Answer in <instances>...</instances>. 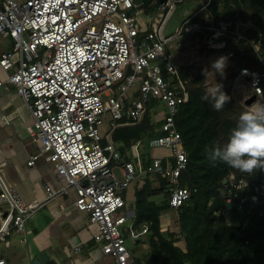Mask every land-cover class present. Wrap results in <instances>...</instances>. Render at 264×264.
Instances as JSON below:
<instances>
[{"label":"built area","instance_id":"obj_1","mask_svg":"<svg viewBox=\"0 0 264 264\" xmlns=\"http://www.w3.org/2000/svg\"><path fill=\"white\" fill-rule=\"evenodd\" d=\"M185 1L0 0V36L12 41L10 50L0 51V69L7 74L0 79V95L12 86L31 116L32 124L26 130L39 144V152L29 158L27 166L44 158L60 185L56 191L45 188L44 202L26 203L0 174V204L6 207L0 244L13 233L24 236L28 217L72 191L73 206L93 227L91 241L100 245L101 256L109 259L107 264H135L125 235L135 244L147 235L148 228H134L135 211L129 209L122 193L133 181L142 185L146 175L158 176L168 185L170 211L159 219L160 230H169L170 214L197 191L179 181L187 155L175 119L180 106L188 102L189 92L188 82L175 64L173 43L180 47L182 40L190 39L194 44L187 45L185 52L193 59L200 46L223 51L227 40H243L240 30L253 27L250 22L237 23L233 29L227 22L215 25L208 11L211 0H198L197 9L186 13L176 32L165 36L168 20ZM139 15L146 20L145 29L137 21ZM253 50L261 69H240L231 86L232 98L245 111L264 97L260 43ZM137 85L138 92L131 94ZM213 85L205 79V93ZM252 98L253 103L247 105ZM153 101L151 107L162 106L165 112L154 135L146 137L148 146L169 149L171 155L151 158L143 168L144 138L135 141L129 152L132 160L127 161L115 149L111 135L124 118L130 125H139ZM104 117L109 130L102 136ZM114 169L119 170L120 179ZM225 184V203L234 205L245 180L231 176ZM25 242L24 237L20 239ZM78 252L75 247L71 255ZM0 264H6L2 257ZM64 264L77 263L70 256Z\"/></svg>","mask_w":264,"mask_h":264},{"label":"trees","instance_id":"obj_2","mask_svg":"<svg viewBox=\"0 0 264 264\" xmlns=\"http://www.w3.org/2000/svg\"><path fill=\"white\" fill-rule=\"evenodd\" d=\"M257 3V10H251ZM252 11L248 16L246 11ZM208 11L213 24L250 22L253 27L242 28L243 40L226 41L223 51H207L199 47V53L227 57L229 67L221 78L222 91L230 99L219 111L211 98L205 101L202 84L208 75L205 67H179L182 79L188 82L189 100L180 106L175 119L183 148L187 155L186 169L179 178L183 187L196 188V193L177 211V217L166 232L160 230V216L170 211L168 185L158 176L146 175L143 184H137L134 192L135 229L146 225L147 255L135 258L144 264H264V169L245 173L220 161L208 158L207 148L228 142L230 132L236 127L239 116L245 112L234 102L232 82L240 69H261L253 47L260 43V55L264 58V0H211ZM237 41V42H236ZM166 79L167 76L163 74ZM264 92V78L262 80ZM154 101L147 105L149 109ZM124 118L111 135V142L124 160L137 139L151 137L159 124H151L148 116L135 126ZM146 157V156H145ZM150 158L142 160L146 168ZM231 176L243 178L245 186L239 200L227 209L224 197V180ZM162 194L165 200L155 202L153 195ZM242 201V202H241ZM141 239V238H140ZM138 239L140 242L141 240Z\"/></svg>","mask_w":264,"mask_h":264},{"label":"crops","instance_id":"obj_3","mask_svg":"<svg viewBox=\"0 0 264 264\" xmlns=\"http://www.w3.org/2000/svg\"><path fill=\"white\" fill-rule=\"evenodd\" d=\"M4 40L6 39L0 41L1 52L10 50L12 46L11 40ZM6 76L7 74L0 69V79L3 80ZM5 120L8 121V124L5 123ZM31 124L32 119L26 105L17 96L15 89L10 86L8 91L0 95V174L6 184L15 188L26 203H41L46 197V187L56 191L60 185L50 164L44 158H40L31 167L27 166L29 158L39 152V144L33 142L26 130ZM74 197V193L71 191L35 211L44 227L36 237V244L31 247V261L35 260L39 254L46 252L51 259L63 264L70 256L73 257L71 252L75 247H78L79 252L74 255L88 249L89 255L85 260L73 258L77 264H87L91 260L96 264H99L100 261L104 264L108 263L109 259L101 256L100 245L91 241L94 229L92 227V230H88V227L91 226L88 224L87 217L75 210ZM5 212L6 207L0 204V223ZM68 231L69 233L65 235V232ZM162 232H166V230ZM32 233L37 234V231L33 230ZM13 236H16L20 243L19 235L13 233L6 239L7 241L0 244V252L3 254L8 252L14 255V259H19L22 256V248L15 245V239L11 240ZM63 237L66 238L65 241L62 240ZM24 238L26 241V237ZM55 246L62 247L61 250L68 254L67 257L59 259L54 253ZM133 258L135 259L134 256ZM136 263L144 264L143 262Z\"/></svg>","mask_w":264,"mask_h":264},{"label":"rangeland","instance_id":"obj_4","mask_svg":"<svg viewBox=\"0 0 264 264\" xmlns=\"http://www.w3.org/2000/svg\"><path fill=\"white\" fill-rule=\"evenodd\" d=\"M197 1L198 0H193V1L186 0L184 2V4L178 5L176 11L171 16V18L168 20V22H167V24L165 26V29H164V35L165 36L171 35V34L176 32V30L181 26L182 22L186 18V13L192 14L197 9V7H196V2ZM257 8H258L257 3L252 4L251 10L253 12H255V10H257ZM252 11L248 10V11H246V14L249 16ZM137 21L140 24L141 28H144V29L146 28L145 27L146 20L144 19V16H142V15L137 16ZM1 39H6L4 41L10 40L7 37H1L0 36V41H1ZM189 44H194V43H192L190 41V39L182 40L181 43H180V47L176 46V44L173 43V47H174L173 48V53L175 54V56L177 55L176 56L177 59L175 60L176 61L175 64L178 66V68L179 67H186V68L193 67L194 70H195L196 68H199V67H205V68L208 69L209 72H212V73L208 74V78L214 84L221 82V78L222 77L218 73H214V70L211 68L212 63L219 58L218 56H216L217 54L207 55V54H204V53L200 52L195 58L189 59V57L187 56V54L185 52L186 51V47ZM228 67H229V63L227 62V67L225 69V74L227 73ZM136 92H138V85L130 93L134 94ZM230 96L232 97V95H230ZM234 102L236 104H238L235 100H234ZM155 111L157 112V114L154 113ZM164 112H165V108L162 107V106L150 107L149 108V121H150V123L151 124L153 123V124L157 125L158 121L162 118V113H164ZM107 120H108L107 117H104L103 118V122L104 123L100 127V132H101L102 136H103L104 132H107L109 130L108 129L109 124L107 123ZM134 126H135V129L139 130L138 125H134ZM148 143H149V139L148 138H144L143 141H142V145L144 147V151L143 152H145V154L142 157V160L144 158H147V157L150 158V159L151 158L166 159V158L170 157L171 152H170L169 149H166V148H150L148 146ZM141 150H143V149H141ZM133 162H134V160H133ZM113 172L117 176V178L120 179L119 170L118 169H114ZM138 182L139 181H133L130 184V186L128 187V189L122 193V196L125 198L126 204L129 206L130 210H134V192H135V189L137 188ZM151 199L153 201H155V202H162V201L165 200L164 195H162V194L153 195L151 197ZM37 215H38V213L37 214L36 213L33 214L25 222V228H26L27 234H26V231H25L24 236H20L19 235L20 239L22 237H26V243H24V244L18 243V241L16 239L17 238L16 236H13L11 238V240L15 239V245L16 246H20V248H22V255L26 254L28 256L27 264H30V262H31V261L29 262V258H31V250H32L31 247H32V245L36 244V242H35L36 237L39 236V233L41 232L42 227H44L41 224V222L39 221L40 217L37 216ZM175 215H176V212H172L170 214V217L173 218L172 221H174L176 219ZM164 220H165V217L164 218L162 217L163 224H164ZM172 221H171V223L173 224ZM33 230H36L37 234L32 233ZM88 230H92V227H88ZM68 233H69V231L65 232V235L68 234ZM65 237H63L62 240L65 241L66 240ZM146 238H147L146 236H143V237H141V239H140L141 241L140 242L138 240H136V243L133 244L131 242V240L129 239V234L125 235L126 247L128 248V250L132 253V255L135 258L146 257L147 250H148L147 249V244H146ZM61 249H62V247L55 246L54 253H55V255L57 257H59V259H64L65 257H67L68 254H66V252L64 253ZM88 251H89V249L88 250H84L83 252H81V253H79L77 255H73V258H80L81 260H85L88 257V255H89ZM98 263L99 264H104V262H102V261H100Z\"/></svg>","mask_w":264,"mask_h":264},{"label":"clouds","instance_id":"obj_5","mask_svg":"<svg viewBox=\"0 0 264 264\" xmlns=\"http://www.w3.org/2000/svg\"><path fill=\"white\" fill-rule=\"evenodd\" d=\"M227 57L221 56L215 60L211 68L214 73L226 77ZM204 75H208V69H204ZM223 85L216 83L208 87L202 97L207 101H213L216 110L223 108L230 99L224 91ZM208 158L212 161H220L229 167L245 173H252L257 169H264V97L257 99L238 119L237 125L230 132L228 142L224 146L219 144L206 149Z\"/></svg>","mask_w":264,"mask_h":264},{"label":"water","instance_id":"obj_6","mask_svg":"<svg viewBox=\"0 0 264 264\" xmlns=\"http://www.w3.org/2000/svg\"><path fill=\"white\" fill-rule=\"evenodd\" d=\"M253 103V98L249 100L246 104L250 105ZM226 180L223 181L225 184ZM234 205H227V209L232 208ZM0 257L4 258L6 264H27L28 262V256L26 254H23L19 259H14V255L5 252L4 254L0 252ZM31 261V258H29V262ZM30 264H60L55 259H51L49 254L44 252L37 256V258L30 262ZM64 264V263H63ZM140 264V263H135Z\"/></svg>","mask_w":264,"mask_h":264},{"label":"bare ground","instance_id":"obj_7","mask_svg":"<svg viewBox=\"0 0 264 264\" xmlns=\"http://www.w3.org/2000/svg\"><path fill=\"white\" fill-rule=\"evenodd\" d=\"M163 218H164V216H163Z\"/></svg>","mask_w":264,"mask_h":264}]
</instances>
